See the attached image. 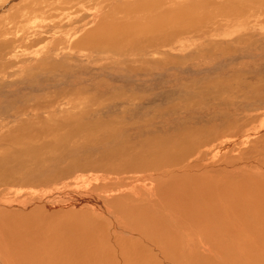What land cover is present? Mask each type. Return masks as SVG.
I'll return each instance as SVG.
<instances>
[{"label": "rangeland", "instance_id": "374dc122", "mask_svg": "<svg viewBox=\"0 0 264 264\" xmlns=\"http://www.w3.org/2000/svg\"><path fill=\"white\" fill-rule=\"evenodd\" d=\"M110 1L113 0H0V209L23 210L19 206L21 201L32 207L41 205L54 215L89 209L97 219L109 221L111 230L114 226L121 227L122 221L107 202L123 197L138 200V192L152 186L143 182L142 173L137 172L138 175L127 176L132 180L133 176L136 179L141 176L137 181L142 182L141 186L134 184L136 187L132 189L123 174L127 183L114 190L118 176L92 168L87 162V157L93 158L96 153L90 149L88 136L94 141H102L106 135L121 140L117 133L130 123L132 131L150 124V128L158 127L161 132L160 121L179 119L178 116H183L182 107L187 108L184 115L191 116L190 126H204V120L215 117L213 125L219 131L228 122L219 121L216 116L239 124L247 122L241 127L244 131L240 136H227L230 143L226 149L216 151L218 142H215L210 155L220 152L215 160L220 161L225 153L248 166L256 157L264 160V16L258 11L249 24L242 17L232 16L228 18L232 20L229 25H219L218 29V24L206 23L203 28L208 31L206 37L194 30L186 32L182 36L184 41L164 53L151 51L145 56H134L135 59L129 56L137 62L117 55L105 56L112 52L89 60L87 50L82 48L70 54L88 27L82 26L101 13L99 5ZM130 1L133 0H124ZM201 16L208 17L206 12ZM214 21L222 19L216 17ZM122 50L130 48L125 44ZM130 68L138 69L139 73L130 74ZM111 71L116 77L111 78ZM72 84L76 86L70 87ZM81 86L88 88L81 92L90 100L86 110L72 108L67 102L80 92ZM198 105L207 114L202 116ZM194 106L196 111L192 109ZM72 119L82 124H98L106 131L89 129L85 135L78 133L77 129L81 131L84 126ZM145 133L144 137L149 136ZM57 214L52 219L59 220ZM104 237L109 243L108 232ZM234 239L214 236L206 240L227 251ZM124 240L146 244L134 232ZM124 240L120 238L119 243H125ZM253 249L252 255L258 250L253 258H259L257 261L262 258L264 262L263 248L255 244ZM236 255V264H253L244 255Z\"/></svg>", "mask_w": 264, "mask_h": 264}, {"label": "bare ground", "instance_id": "6f19581e", "mask_svg": "<svg viewBox=\"0 0 264 264\" xmlns=\"http://www.w3.org/2000/svg\"><path fill=\"white\" fill-rule=\"evenodd\" d=\"M99 6L101 13L82 26L88 27L70 54L82 48L87 50L89 60L112 52L105 56L117 55L137 62L134 56H145L151 51L160 54L175 47L185 40L182 36L186 32L194 30L206 37L208 31L203 30L206 23L218 24V29L219 25H229L232 20L228 18L232 16L242 17L248 24L258 11L264 16V0H113ZM204 12L207 19L201 16ZM216 17H221L222 22L214 21ZM125 44L130 52L122 50ZM129 73L136 75L139 71L130 68ZM109 74L116 77L113 71ZM87 90L81 86L80 92L67 99L68 105L86 110L90 100L81 92ZM196 107L202 116L207 114L203 106ZM196 107L192 109L196 111ZM181 110L183 116H178L179 119L160 121L161 132L158 127L150 128V124L132 131L130 123L117 133L121 140L106 135L102 141H94L88 136L90 149L96 153L93 158L87 157V162L92 168L118 176L114 190L127 183L125 177L129 173L137 172L142 173L143 182L152 186L145 192L139 191L138 200L123 197L107 202L122 221L121 227L114 226L111 230L109 221L97 219L89 209L56 212L59 220L52 219L54 214L41 205L32 207L21 201L19 206L23 210L0 209V264H236V253L253 264H264L262 258L259 261L253 258L258 250L253 255L251 252L255 244L264 250V160L256 157L248 166L239 159H230L228 153L222 154L220 161L215 160L220 152L210 156L215 142H218L216 151L226 149L230 143L227 136H240L244 131L241 127L247 122L239 124L216 116L219 121L228 122L219 131L213 125L215 117L204 120V126H190L191 116L184 115L187 108ZM82 125L83 130H77L84 135L89 129L106 131L98 124ZM145 132L149 136L144 137ZM74 154L78 155V151ZM133 177L134 180L127 176L135 189L134 184L142 182H137L141 176ZM107 232L109 243L104 237ZM132 232L145 239L146 244L127 243L124 239ZM214 236L234 237L235 243L231 245L234 250L225 251L208 243L206 239ZM120 238L125 243H119Z\"/></svg>", "mask_w": 264, "mask_h": 264}]
</instances>
